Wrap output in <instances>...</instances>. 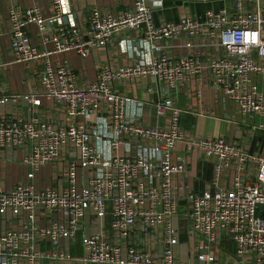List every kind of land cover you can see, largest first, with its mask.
<instances>
[{
	"label": "built area",
	"instance_id": "obj_1",
	"mask_svg": "<svg viewBox=\"0 0 264 264\" xmlns=\"http://www.w3.org/2000/svg\"><path fill=\"white\" fill-rule=\"evenodd\" d=\"M33 1L9 10L11 57L0 45V71L43 60L39 87L25 100L36 110L55 103L66 119L0 114V160L29 169L27 181L13 187L0 178V264H264V140L252 151L227 137L188 138L180 127L185 110L173 100L205 78L252 119L254 132H264V0H195L231 2V10L158 23L163 0H112L118 10L93 8L83 24L75 0ZM115 38L131 61L104 64L91 82L50 60H86ZM176 48L189 53L170 55ZM150 79L155 102L119 91ZM146 106L169 125H140ZM180 143L185 152L177 151ZM196 146L211 178L183 196L187 154ZM21 149L28 155L9 157ZM59 162L63 189L36 184ZM9 218L17 224L3 229Z\"/></svg>",
	"mask_w": 264,
	"mask_h": 264
},
{
	"label": "crops",
	"instance_id": "obj_2",
	"mask_svg": "<svg viewBox=\"0 0 264 264\" xmlns=\"http://www.w3.org/2000/svg\"><path fill=\"white\" fill-rule=\"evenodd\" d=\"M42 4L41 0H37ZM33 0H0V45L4 50L5 59L9 60L10 56V37H9V10L13 7L24 9L31 6ZM231 2H199L195 0H163V9L156 10L154 13L156 23L161 21L177 22L184 16H194L197 19H203L209 10L218 11L226 8L230 9ZM76 15L78 22L83 24L86 16L93 8L118 10L116 3L112 0H75ZM231 10V9H230ZM31 36L38 42V38L31 31ZM115 38L107 47L94 50L92 55L82 60L74 54H66L51 57V62L67 63L75 70L81 82H91L95 80L97 71L110 63L113 66H123L131 61L127 56L122 55L116 46ZM182 41L178 46L182 45ZM177 46V47H178ZM189 53L187 50L176 48L173 52H169L173 56H182ZM44 61L32 62L22 66H14L9 69L0 71V98L3 96H18V102L3 105L0 99V114H14L24 119L40 118L54 123H59L66 119L65 114L58 110L55 103L45 101L43 106L38 110L34 109L26 100L25 95L37 91L39 84L37 76L44 69ZM257 79V78H256ZM264 83V82H263ZM264 88V84L262 85ZM149 89L152 92H149ZM156 82L152 79L142 84L121 85L119 90L121 93L130 97L155 102L158 100L156 93ZM175 104L185 110L181 116L180 127L187 134L188 138L199 139L208 138L216 139L219 137H227L233 141L246 144L247 148L252 151H258L262 147L264 140V132H254L252 119L244 117L237 106L225 99L209 81L204 78L201 81H192L188 86L180 91L173 93ZM56 107V108H55ZM140 125L152 128H162L169 125L167 119L159 118L154 108L146 106L144 115L138 122ZM200 148L194 147L187 154V175L183 177V188L181 195L185 196L186 187L188 192H201L211 178L212 167L208 163L199 158ZM186 143H180L177 151L185 152ZM27 149L9 152L10 158L20 159L28 155ZM123 154V150H119ZM17 159L16 161H20ZM65 169L63 162H59L53 166L46 167L37 175L36 184L41 186H50L61 190L64 187V179L62 171ZM29 169L18 162H7L5 159L0 160V178L8 187H13L20 182L27 181ZM187 185V186H186ZM17 224L16 220L9 218L8 222L3 225V229H10ZM110 226L109 217L106 220V229ZM1 228V227H0ZM188 238L190 242L185 240ZM183 241H187L190 251L194 250V240L187 235L183 237Z\"/></svg>",
	"mask_w": 264,
	"mask_h": 264
},
{
	"label": "water",
	"instance_id": "obj_3",
	"mask_svg": "<svg viewBox=\"0 0 264 264\" xmlns=\"http://www.w3.org/2000/svg\"><path fill=\"white\" fill-rule=\"evenodd\" d=\"M152 81L155 82L154 79H152ZM186 186H187V185H186ZM187 195H188V186L186 187V191H185V196H187Z\"/></svg>",
	"mask_w": 264,
	"mask_h": 264
},
{
	"label": "rangeland",
	"instance_id": "obj_4",
	"mask_svg": "<svg viewBox=\"0 0 264 264\" xmlns=\"http://www.w3.org/2000/svg\"><path fill=\"white\" fill-rule=\"evenodd\" d=\"M256 80H257V79H256ZM184 239H185V238H184ZM184 239H183V240H184ZM183 240H182V241H183ZM185 240H187L188 242H190V240H188V238H186ZM187 241H183V242H184V243H187Z\"/></svg>",
	"mask_w": 264,
	"mask_h": 264
}]
</instances>
